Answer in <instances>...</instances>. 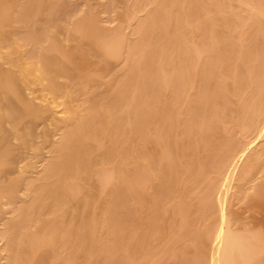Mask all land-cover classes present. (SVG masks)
Listing matches in <instances>:
<instances>
[{
	"label": "bare ground",
	"instance_id": "6f19581e",
	"mask_svg": "<svg viewBox=\"0 0 264 264\" xmlns=\"http://www.w3.org/2000/svg\"><path fill=\"white\" fill-rule=\"evenodd\" d=\"M75 1L0 0V264H264V0Z\"/></svg>",
	"mask_w": 264,
	"mask_h": 264
},
{
	"label": "rangeland",
	"instance_id": "374dc122",
	"mask_svg": "<svg viewBox=\"0 0 264 264\" xmlns=\"http://www.w3.org/2000/svg\"><path fill=\"white\" fill-rule=\"evenodd\" d=\"M94 1H96V0H94ZM104 2H105V0H97V5H98L97 8H98V10H100L99 15H101V17H103L105 19L106 24H108L110 26H117L120 23H122V18L120 17L119 13H117V15L116 14L114 15L113 10L112 11H106V10L103 11L102 10V7L104 5L102 3H104ZM85 5H87L86 8L89 7V2L86 1V3L83 2V4H82V2H79V1L67 0L64 7L62 9L58 10L57 17L61 20L60 21L61 22L60 30L62 31L63 34H66V32L68 33L70 31L71 27L73 26V21H74L75 16H76L75 12L79 13L80 11L86 9L84 7ZM45 16H46V13H45ZM47 16H49V15L47 14ZM61 16H62V18H61ZM124 25L126 26L127 31H129L131 29V25L129 23L124 22ZM69 43L71 46L76 45V41H70ZM125 65H126V54L123 53V54H121V56L114 57L112 68L109 70L108 73H105V75H103L101 79H98L97 81L92 82V86H93L92 87V89H93L92 94H94L96 99H100L101 95L104 92H108V91L112 90V89H109L108 91H106L109 88L107 80L110 79V77L112 75L120 73ZM233 207L247 221L257 222L259 219L264 218V210L261 208H257V207L253 208L249 202L238 201L233 205ZM0 244H1L0 246H4L3 244H5V240L2 237H0ZM146 263H147V261L144 262L143 264H146ZM149 263L151 264V262H148V264Z\"/></svg>",
	"mask_w": 264,
	"mask_h": 264
}]
</instances>
